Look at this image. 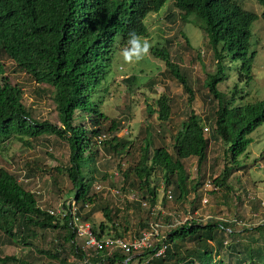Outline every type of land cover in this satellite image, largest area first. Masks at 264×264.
<instances>
[{"label":"trees","instance_id":"1","mask_svg":"<svg viewBox=\"0 0 264 264\" xmlns=\"http://www.w3.org/2000/svg\"><path fill=\"white\" fill-rule=\"evenodd\" d=\"M168 1L181 12L182 23L193 22L207 36L218 63L216 73L208 75L205 88L207 98L217 105L208 119L190 108L187 121L172 135L173 143L156 145L150 135L141 142L138 163L123 172L127 183L122 192L136 197L128 202L127 209L133 208L140 215L137 231H133L127 214L120 216L119 210L113 211L102 195L93 192L100 174L98 145L103 144L115 159L134 149V141L117 135L121 122L110 120L102 107L109 76L116 73V53L128 47L131 32L150 40L148 18L159 14ZM258 3L263 8L261 16L245 10L237 0H0V51L13 61L15 72L25 73L47 87L40 86L38 90L51 94L60 121L58 125L34 119L32 110L23 103L22 88L11 83L6 65L0 61V152L14 141L33 147L44 137L56 136L68 142L70 165L49 168L34 159L26 163L25 177L38 179L49 174L53 188L59 192L57 176L65 174L72 183L63 203L64 212L51 214L40 207L35 192L0 168V231L6 240L34 246L47 259L61 264H133L136 260L147 264H264V223L247 227L237 216L219 219L196 215L198 192L206 185L202 170L208 163L212 142L225 146L223 169L212 177V183L226 192L230 202L241 201L231 178L264 159L263 153L260 159L247 161L248 149L254 142L252 135L264 125V99L247 102L245 94L238 102V86L230 89L229 95L219 88L226 79L224 63L228 57L241 62V81L249 84L253 80L256 52L251 50V29L260 18L264 22V0ZM148 43L151 56L165 63L166 72L184 87L191 106L194 91L180 65L172 60L168 47ZM136 81L133 76L125 83L134 85ZM157 106V111L149 109V115L158 113V119L167 122L172 114L169 98L162 96ZM106 134L113 136L102 140ZM190 158L198 159L195 179L186 170L185 161ZM161 183L165 186L162 196ZM160 201L162 209L155 211ZM72 203L100 241L128 239L131 232L133 240L151 230L152 224L160 223V229L170 231L162 234L165 238L157 244L159 248L167 246L165 253L158 257L152 249L125 253L115 247L83 251L71 226ZM98 212L103 214L99 223L95 218ZM175 220L179 223L175 224ZM47 231L53 232L56 239L48 249H39L35 241L44 239ZM68 253L74 260H69ZM13 261L34 264L0 257V263Z\"/></svg>","mask_w":264,"mask_h":264},{"label":"rangeland","instance_id":"2","mask_svg":"<svg viewBox=\"0 0 264 264\" xmlns=\"http://www.w3.org/2000/svg\"><path fill=\"white\" fill-rule=\"evenodd\" d=\"M245 10L255 12L259 16L263 13L262 6L258 0H237ZM158 13L152 14L148 18L150 40L152 45L162 44L167 46L171 58L178 63L191 84L194 91V101L191 106L188 104V94L184 87L172 79L166 72L165 63L154 59L150 54L144 55L139 61L125 62L122 51L116 53L114 65L116 73L112 72L107 84L108 93L105 94V103L102 110L110 120L121 122L119 137H127L134 141V149L131 153L123 155L122 158H114L113 154L104 149V145H98L100 150V174L94 184L93 192L103 196L109 203L113 211H120V216L128 215L129 223L133 231H137L140 215H136L133 208L127 209L128 202H132L134 193L122 192L127 180L124 179L123 172L135 166L139 161V147L141 142L148 136L155 139L156 145L159 143H173L172 135L176 134L182 124L189 117L190 108L193 109L201 118L208 119L214 113V105L207 98L208 89L205 83L208 75L216 73L217 63L215 53L208 44L206 34L193 22L184 24L181 21V12L173 6L172 1H168ZM193 20V18L191 19ZM252 51L256 52L253 65V80L247 84L241 81L239 69L240 61H233L229 57L224 63L226 66V79L219 85L221 90L230 94L236 86L240 90L238 102L243 101L241 97L247 95V102L264 99V22L260 18L252 26ZM0 61L7 68L6 76L13 85L19 84L23 90V103L30 108L34 119L38 121H49L60 125L56 105L49 94L39 92V87L46 86L35 83L27 74L16 71L15 64L0 51ZM135 76L136 83L128 85L125 80ZM40 87V88H41ZM162 96L169 98L172 106L171 118L167 122L158 119V113L149 115V109L158 110L157 101ZM81 113L78 112L77 116ZM109 123L106 124V127ZM112 134H106L102 140L112 138ZM254 142L248 149V162L252 163L255 158L260 159L264 153V125L260 127L254 135ZM34 143L33 147L24 146L21 142L14 141L10 147L0 152V168L8 170L14 174L20 182L25 184L28 190L36 193L39 205L46 211L59 213L66 200V195L72 187L67 175H59V190L54 189L52 179L49 174L41 175L38 179H28L25 177L26 163L34 159L43 162L46 167L66 168L70 165V147L68 142L56 136L44 137ZM225 146L222 143L212 142L209 152L208 163L202 172L206 174V185L198 192V213L199 217H241L247 227L256 226L264 223V159L253 164L247 170L240 171L231 178L230 183L234 187L237 199L229 201L226 192L216 188L212 177H216L222 169V158ZM244 156L241 158L242 163ZM186 170L192 179L198 177V159L190 158L185 161ZM121 165V169L119 168ZM122 170V171H121ZM104 176L106 179H104ZM160 177V175H159ZM239 177V178H238ZM238 178V180H237ZM129 182V181H128ZM210 185L212 188H208ZM101 187V189H99ZM164 185H160V193L163 195ZM213 191H216L213 193ZM92 192V193H93ZM232 195V194H231ZM236 197V196H235ZM139 198V197H138ZM194 198V197H192ZM238 198V197H237ZM207 201V202H206ZM145 202V201H144ZM149 205H147L148 207ZM162 209L161 201L154 208L155 211ZM153 210V211H154ZM166 215V211L163 210ZM97 223L103 220V214L98 212L96 215ZM243 225V224H242ZM162 234L166 233L165 228L160 229ZM170 232V231H169ZM44 233V232H43ZM132 233V232H131ZM128 234V239L131 238ZM55 234L51 231L45 233V238L35 241L39 249H48L52 241H55ZM77 243L83 251L89 252L86 248L84 239L78 238ZM56 244V243H55ZM191 247V244H189ZM69 260H74L73 254H69ZM0 257H15L18 260L32 261L34 264H61L59 261H50L44 254L38 252L34 246L28 247L21 244H11L6 240V236L0 231ZM61 258H64L62 255ZM0 264H18L16 261ZM81 264H85L82 262ZM117 264H126L117 263ZM133 264H147L135 261Z\"/></svg>","mask_w":264,"mask_h":264},{"label":"built area","instance_id":"3","mask_svg":"<svg viewBox=\"0 0 264 264\" xmlns=\"http://www.w3.org/2000/svg\"><path fill=\"white\" fill-rule=\"evenodd\" d=\"M208 188H212L210 185H207ZM101 189V187H99ZM169 200H172V195L168 193ZM135 198L133 197L132 200ZM207 202V201H206ZM71 205V226L73 231L76 233V238L84 239L86 242V248H93L94 250H102L104 247L109 248H119L125 253H140L145 249H152L157 251L155 256H162L167 246L162 244V247L159 248L157 244L165 238L162 235L160 228L162 225L160 223L152 224L151 230L143 232L142 236L139 238H134L133 240L127 239H112L106 238L104 240H98L92 232V226L89 222H84L82 217L78 214V207L75 203L69 204ZM144 206H147V203H143ZM64 209L61 208L58 214L63 213ZM51 214H55V212L50 211ZM179 222L175 220V224ZM85 264H88L85 262Z\"/></svg>","mask_w":264,"mask_h":264},{"label":"clouds","instance_id":"4","mask_svg":"<svg viewBox=\"0 0 264 264\" xmlns=\"http://www.w3.org/2000/svg\"><path fill=\"white\" fill-rule=\"evenodd\" d=\"M129 36L128 47L123 49L122 56L125 62L130 63L134 60L139 61L144 55L148 54L150 44L135 32H131Z\"/></svg>","mask_w":264,"mask_h":264},{"label":"water","instance_id":"5","mask_svg":"<svg viewBox=\"0 0 264 264\" xmlns=\"http://www.w3.org/2000/svg\"><path fill=\"white\" fill-rule=\"evenodd\" d=\"M126 264H128V261H126Z\"/></svg>","mask_w":264,"mask_h":264}]
</instances>
